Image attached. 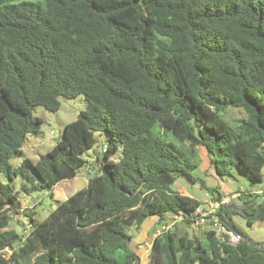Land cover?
Instances as JSON below:
<instances>
[{
	"label": "trees",
	"instance_id": "16d2710c",
	"mask_svg": "<svg viewBox=\"0 0 264 264\" xmlns=\"http://www.w3.org/2000/svg\"><path fill=\"white\" fill-rule=\"evenodd\" d=\"M79 95L87 107L63 137L14 166L43 122L33 107ZM228 108L246 116L233 125ZM97 131L110 142L94 166L83 154ZM201 146L219 175L236 166L263 180L264 0H0V264H142L130 227L196 211L203 202L173 184L199 181ZM84 168L87 186L43 220L22 208L15 177L53 194ZM253 190L239 195L248 225L264 221ZM20 210L28 234L11 227ZM177 226L154 237L146 264H264L262 247Z\"/></svg>",
	"mask_w": 264,
	"mask_h": 264
},
{
	"label": "rangeland",
	"instance_id": "374dc122",
	"mask_svg": "<svg viewBox=\"0 0 264 264\" xmlns=\"http://www.w3.org/2000/svg\"><path fill=\"white\" fill-rule=\"evenodd\" d=\"M60 101L61 107L57 111L48 110L41 105L33 107L34 116L41 117L43 122L39 131L27 135L22 147L23 153L14 156L11 160L14 166H19L25 157L37 161L43 153L50 150L63 137L65 125L75 120L80 111L87 107V100L83 95H79L76 98L62 96L60 97ZM245 116L246 113L242 109L236 108H228L222 113V117L233 125L238 123L236 122L237 120H242ZM95 136L97 138L96 145L83 154L84 157L88 158L89 164L94 166H96V154H101L102 150L110 142V135L105 131H97ZM198 152V157L192 159V161L198 164V167L193 171V175L199 178V181L192 182L185 176H179L173 184L174 189H179L183 193L194 196L202 201L204 205H208L207 201L213 193L217 194L221 192L223 195H229L233 191H239L241 193L245 190H252L253 188L259 190L264 188V168L263 180L256 182L253 181L248 173L236 166L232 167L229 173L221 176L215 171L214 166L209 160L205 161L206 157H204V150L201 147H198ZM121 155V149L119 148L115 151L113 157L118 158ZM89 173L87 168L82 169L79 174L80 177H77L76 181L70 180L57 185L53 194L49 189L40 188L33 189L30 192L25 191L22 188L25 181L20 176L15 177L12 184L15 190H17L18 198L22 202V208H32L36 212V219L43 220L56 207L59 200L66 199L87 186V181L90 177ZM0 177L3 181H7L2 174H0ZM202 183L205 184L206 188L202 187ZM72 187L74 188L71 189ZM263 201L264 196L259 197L258 203H262ZM233 202L236 205L242 204V200L239 197L235 198ZM27 218L20 210L19 215H12L11 227L19 233L28 234L30 227ZM232 220L254 241L264 242V221H258L253 225H248L247 220L241 213H233ZM162 222L159 223L157 216H149L142 225H132L130 227V233L132 234L131 245L139 252L142 264H146L148 260V254L151 249L150 244L154 239V231L161 227ZM177 227L183 231H188L190 235H193L195 232L198 233L200 230L198 226L189 228L186 223H180ZM203 227L210 228L211 226L210 224H206ZM5 253L8 256L12 251L6 249ZM20 262H11L10 264H25L24 260H20Z\"/></svg>",
	"mask_w": 264,
	"mask_h": 264
},
{
	"label": "built area",
	"instance_id": "2783aa9c",
	"mask_svg": "<svg viewBox=\"0 0 264 264\" xmlns=\"http://www.w3.org/2000/svg\"><path fill=\"white\" fill-rule=\"evenodd\" d=\"M260 192H264V188H262ZM240 194L241 193L237 191L219 198L211 197L207 201L208 205H204V203H202L196 208V211L192 215H185L181 211L175 214H169L165 217L155 236L162 232L174 229L178 224L184 223L186 220H190L191 225L193 226L210 224V228L215 230L218 238L223 241L226 240L229 243L236 244L242 238L240 235L236 234L233 230L227 227L222 215L220 214V210L232 204L233 200L239 197ZM150 246L152 247V243Z\"/></svg>",
	"mask_w": 264,
	"mask_h": 264
},
{
	"label": "water",
	"instance_id": "95a60500",
	"mask_svg": "<svg viewBox=\"0 0 264 264\" xmlns=\"http://www.w3.org/2000/svg\"><path fill=\"white\" fill-rule=\"evenodd\" d=\"M92 172H93V170L90 169V177L92 176L91 175ZM263 205H264V202L261 204V206L259 207V209L262 208ZM227 208L235 209L239 213H241L243 215H247V213L243 210L242 206H240V205H229V206H227ZM227 208L225 209V211L227 210ZM224 221H225V224L227 225V227L230 228L231 230H233L236 234L240 235L241 238L244 241L248 242L249 244H251L253 246H257V247L264 248V242H256L252 238H250L249 236H247L244 232H242L241 230H239L236 227V225L234 224L231 216H229V215L226 214Z\"/></svg>",
	"mask_w": 264,
	"mask_h": 264
},
{
	"label": "crops",
	"instance_id": "0c3cea01",
	"mask_svg": "<svg viewBox=\"0 0 264 264\" xmlns=\"http://www.w3.org/2000/svg\"><path fill=\"white\" fill-rule=\"evenodd\" d=\"M201 149H203L204 150V157H206L205 158V161L206 160H209V158H208V155H207V151L205 150V148L204 147H202L201 146ZM88 169V168H87ZM81 172V171H80ZM80 172L74 177V178H72V179H69V180H67V181H70V180H73V181H76V178L77 177H80ZM67 181H65L64 183H66ZM87 183H88V181H87ZM74 187H75V185H74ZM74 187H72L71 189H73ZM173 187H174V185H173ZM70 189V190H71ZM178 191H179V189H177ZM261 190V189H260ZM260 190L259 189H254L253 190V192L254 193H262V192H260ZM181 192V191H180ZM233 192H237V191H233ZM182 194H186V193H183V192H181ZM220 194H221V196H225V195H223L221 192H219ZM186 195H189V194H186ZM216 195H218V193L217 194H212L211 195V197H216ZM191 196V195H190ZM192 197H194V196H192ZM195 198V197H194ZM197 199V198H196ZM199 200V199H198ZM202 202V201H201ZM230 205H236V204H234V202H233V204H230ZM238 205H240L241 206V204H238ZM229 206V205H228ZM227 208V206L223 209V213H225L226 211H225V209ZM227 209H232V208H227ZM233 210H235V209H233ZM225 211V212H224ZM232 214H233V212H230V214H228L229 216H231L232 217ZM200 228V230H199V232L197 233L196 232V234H200V232L202 231V230H204V229H206V228H204L203 226H201V227H199ZM158 229L159 228H157L155 231H154V237H155V235H156V233H157V231H158ZM152 243V242H151ZM148 244V243H147Z\"/></svg>",
	"mask_w": 264,
	"mask_h": 264
}]
</instances>
